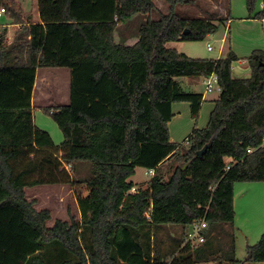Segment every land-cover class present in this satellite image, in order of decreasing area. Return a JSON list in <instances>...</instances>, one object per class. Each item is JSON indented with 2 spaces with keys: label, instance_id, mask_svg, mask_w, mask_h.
Segmentation results:
<instances>
[{
  "label": "trees",
  "instance_id": "trees-1",
  "mask_svg": "<svg viewBox=\"0 0 264 264\" xmlns=\"http://www.w3.org/2000/svg\"><path fill=\"white\" fill-rule=\"evenodd\" d=\"M165 1L168 11L148 16L135 43L124 45L114 41L116 25L151 13L153 0H37L41 23L28 24L0 0L21 24L9 44L0 30V264L264 262V231L240 261L232 230L234 185L264 181V50L248 57L247 78L232 77L231 49L219 58L179 53L166 44L203 40L229 11L191 17L176 11L191 0ZM245 3L252 10L256 0ZM57 67L70 70L69 103L43 111L62 133L59 144L34 124L31 107L36 69ZM212 73L221 91L206 126L193 127L186 146L170 141L172 104L188 103L195 118L203 101L176 78ZM137 167L154 174L130 192ZM55 184L87 194L76 196L80 218L48 226L50 211L37 210L25 189ZM198 219L204 241L185 243ZM169 226L187 230L162 246L159 231Z\"/></svg>",
  "mask_w": 264,
  "mask_h": 264
},
{
  "label": "rangeland",
  "instance_id": "rangeland-1",
  "mask_svg": "<svg viewBox=\"0 0 264 264\" xmlns=\"http://www.w3.org/2000/svg\"><path fill=\"white\" fill-rule=\"evenodd\" d=\"M35 0H17L18 6H22L26 13L15 6L13 0H9L15 12L21 17L29 20L32 12L34 13ZM156 9L149 14H136L119 22L114 29V41L124 45L135 43L138 38L139 26L146 21L147 17L156 18L157 12L166 13L168 11V3L165 0H153ZM261 0H256L254 8L248 10L245 0H191L190 2L176 6V11L191 17L200 16H226L227 8L229 11V22L220 24L219 28L211 34H208L203 40L192 41H173L166 44L167 47L176 49L179 53L188 55L192 58H219L224 57L228 49H231L237 56V60L231 64V74L234 78H247L251 74V68L248 63V57L255 50H264V23L259 18H253L256 13L261 11ZM23 9V10H24ZM6 14L0 18V22L4 20ZM250 17V18H249ZM207 44L212 49L207 50ZM39 73H43L37 77V93L39 97L34 101L35 107L32 109L34 124L43 130H46L52 137L54 143L59 144L62 139V133L56 122L53 120L50 112H44L43 108H49L54 111L55 104H66L68 101V69L55 68H39ZM57 72L58 74H53ZM176 80L181 84L185 91H194L203 93L207 98L203 101L198 115L193 118L187 107L181 108L174 105V116L168 122V130L170 141L184 144V140L189 136L193 127H205L208 121L209 113L213 107L212 99L218 95L216 92L207 93L203 84L202 77H193L192 81L187 83L185 77H177ZM185 103L186 102H178ZM186 146V144H184ZM170 160L164 163L161 170L167 174L171 166H175V162ZM172 164V165H171ZM69 169V166H68ZM146 168L137 167L131 179L135 186L146 188L149 182V174ZM168 171V172H167ZM243 184L257 186L258 182H241ZM135 188L137 190L138 188ZM249 191V192H248ZM84 194L82 188H75L69 184L42 185L25 189L26 198L35 200L34 206L37 210L48 209L51 213V220L47 222L48 226L53 225L56 219L68 220L69 215L80 218L78 211L76 196ZM253 196V209L245 215H238L240 220L238 224L247 229L249 234H253L251 226L258 227V186L246 190V195ZM239 201V197L236 199ZM187 229L182 230L179 226L163 227L159 231V237L162 246H166L171 237L184 235ZM235 257L237 260H243L246 255V240L244 235L239 232L235 234ZM254 244L257 238L251 239ZM210 264H224L218 261L209 262Z\"/></svg>",
  "mask_w": 264,
  "mask_h": 264
},
{
  "label": "crops",
  "instance_id": "crops-1",
  "mask_svg": "<svg viewBox=\"0 0 264 264\" xmlns=\"http://www.w3.org/2000/svg\"><path fill=\"white\" fill-rule=\"evenodd\" d=\"M13 1H14L15 6H17L16 8L20 9L22 11V13L25 14L26 13L25 9L22 8V6H20V7L18 6L17 0H13ZM33 4H34L35 10H34V13L32 12L30 19L26 20L24 17L22 18V21L26 24L38 23V22L41 23L39 11H38L37 0H35L33 2ZM4 15L5 14L0 16V18H2ZM200 17H206V16H200ZM229 21H230V19L228 21H225V23L229 22ZM20 25L21 24L16 23L12 17H7V15L5 16L4 20L0 22V30L5 29L4 41L7 44H9L12 41L13 36H14L16 30L20 27ZM38 69L39 68H37L36 72H35V79H34L33 89H32V93H31V107H32V109H33V107L36 106V105H34V101L39 97V93H37L38 89L36 88L37 77L40 75H43V73H39ZM55 69H66V67H57ZM67 69L69 71V84H70V70H69V68H67ZM50 72L53 74H58L57 72L56 73L52 72V71H50ZM185 78L187 79V83H189L192 81L193 77H185ZM69 84H68V101L66 104L69 103ZM204 96L205 95L203 94V101L207 99V98H204ZM217 96L212 99V103L217 98ZM203 101H202V103H203ZM66 104H62V103L60 104L57 102L55 104V106L56 105H66ZM174 105H179V107H181V108L187 107L189 109L188 103L185 104V103L175 102L172 104V109H173ZM172 112H173V110H172ZM189 112H190V110H189ZM173 114H174V112H173ZM61 141H62V139H61ZM147 170H148L147 173L150 176V178H149V180H150L154 174V169H147ZM150 170H152V171H150ZM135 171H136V169H135ZM130 180L134 183V181L131 178H130ZM237 185H241V184H235L234 185V195H233L234 222H233L232 230H233L234 234L239 232L240 234L244 235V238L246 240V246H247V245H250L249 243L253 242L251 239H253V238L255 239V238H257V236L259 239L260 235L264 231V181H260V182H258V184H255L258 186V227L257 226H251V228H252L251 232L253 234H249L247 229H245V231H244L245 227L240 225V223L238 224V220H240L238 215L239 214L241 216L245 215L247 217L248 211L249 210L251 211L253 209V203H251L253 201V199H252L253 196L251 194L246 195V190H248L249 188L257 187V186H251V185L243 184L244 186H238V189L236 190ZM40 186H42V185H40ZM136 187L137 186L134 185L132 187V189L130 190V192H135ZM138 187H140V186H138ZM86 194H87V191H85V193L82 195L85 196ZM237 197H239V199H240L239 201L236 200ZM224 227L230 229V227L227 225H225ZM235 238H236V235H235ZM198 264H210V263L208 262V263H198ZM238 264H264V262H259V263L244 262V263H238Z\"/></svg>",
  "mask_w": 264,
  "mask_h": 264
},
{
  "label": "built area",
  "instance_id": "built-area-1",
  "mask_svg": "<svg viewBox=\"0 0 264 264\" xmlns=\"http://www.w3.org/2000/svg\"><path fill=\"white\" fill-rule=\"evenodd\" d=\"M261 22L264 23V0H261ZM5 12L4 7H0V16H2ZM212 47L210 44H207V50H211ZM203 84L205 87V91L207 93H212V92H216V93H220L221 91V87L218 83V78L217 76L212 73L210 75H208L207 77L203 78ZM189 140L188 138H186L184 140V144H188ZM261 146H264V136L262 138V142H261ZM152 171V170H150ZM206 228V222L203 219H198L195 220L194 222H192L190 228L186 231L185 235H184V242L185 243H190V244H200L204 241V237L202 235V230H204Z\"/></svg>",
  "mask_w": 264,
  "mask_h": 264
},
{
  "label": "water",
  "instance_id": "water-1",
  "mask_svg": "<svg viewBox=\"0 0 264 264\" xmlns=\"http://www.w3.org/2000/svg\"><path fill=\"white\" fill-rule=\"evenodd\" d=\"M184 34L188 33V29H185ZM210 146V143L206 144L200 151L197 152V155H201L206 149L207 147ZM187 164H185L183 167H185Z\"/></svg>",
  "mask_w": 264,
  "mask_h": 264
}]
</instances>
